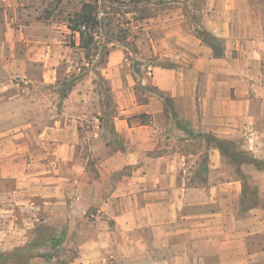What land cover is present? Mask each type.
<instances>
[{
  "label": "crops",
  "instance_id": "0c3cea01",
  "mask_svg": "<svg viewBox=\"0 0 264 264\" xmlns=\"http://www.w3.org/2000/svg\"><path fill=\"white\" fill-rule=\"evenodd\" d=\"M174 3L141 24L169 65L148 64L140 79L156 93L139 100L126 52L109 50L102 73L117 113L107 128L94 117L96 132L83 127L93 106L85 90L60 95L57 64L69 46L50 26L45 35L33 31L44 22L26 26L23 56L0 53L17 67L0 66V253L30 252L0 264H54L47 253L58 236L59 246L76 240L68 264H264V166L242 163L231 176L217 147L195 146L199 137L188 134L236 142L264 161V0H203L201 25L223 40L220 57L188 27L184 3ZM33 62L42 65L28 79L30 98L14 101L4 70L6 79L26 78ZM43 85L48 94L35 98ZM249 181L257 191L247 205ZM40 230L44 243L31 245Z\"/></svg>",
  "mask_w": 264,
  "mask_h": 264
},
{
  "label": "rangeland",
  "instance_id": "374dc122",
  "mask_svg": "<svg viewBox=\"0 0 264 264\" xmlns=\"http://www.w3.org/2000/svg\"><path fill=\"white\" fill-rule=\"evenodd\" d=\"M81 1L92 2L97 7L98 18L101 20V27L98 29L96 35V46L98 49L90 50L88 59L85 58V50L78 46L79 34L77 32L71 34L70 30L66 27L68 14H72L78 10ZM175 1L184 3L188 27L193 31L196 28H202L201 9L203 7V0H138V2L130 0H0V53H4L7 57H12V54L23 56L27 51H31V45L27 44L25 35L31 36L32 32L26 26L35 21L44 22L48 27L33 29V31L39 30L42 33L48 32V30L50 32V26L54 30V33L58 34L60 39L69 46L66 57L57 64L58 84L62 86L59 87L60 95L65 90L73 89L75 85H78L79 91L85 90V99L93 106L87 110L89 112L87 118L88 120L91 119L90 121L92 122L84 121L83 127L85 130L96 132L98 129L94 126L97 124L95 118L101 116L102 124L107 128L110 126L113 116L117 113L113 94L111 91H106L105 89L108 82L104 79L102 69L106 65L107 58L105 55L100 54V49L102 47H106L109 50L113 47H122L124 49L126 52L125 56L130 60L135 72L134 90L139 100L143 101L151 95L150 93H156L151 83L147 87L142 86L140 79L142 76H148V64H167L168 62L159 60L154 54L150 44H147L145 41L146 33L141 29V24L144 21V17L156 14L160 6H172L175 4ZM9 30L11 34L8 35V38L7 31ZM151 35L157 37L159 31L155 30ZM72 41L74 45L71 43ZM111 42L112 44H110ZM1 64H7L9 66L8 70L17 69V67H13L11 61L4 60L0 62V66ZM41 65V62H33L29 65L28 77L26 78L13 74L12 77L6 79L5 76L8 73H6L7 69L4 70L3 77L5 81L15 84V91L19 93L13 99L14 101L23 102L29 100L31 93L26 88L29 89L33 82L28 79L30 77H32V80L39 78ZM10 88L13 91V88ZM46 89L47 86H44L41 90L44 95L41 93L38 96L34 95V97L44 99L45 95L48 94ZM10 92L6 91L5 97L2 98L3 101L8 99V93ZM27 110L23 109L21 115L26 116ZM8 113L5 112L3 116H6ZM145 119L144 117L143 120ZM179 125L182 126L183 124ZM89 134L92 137L91 133ZM202 140L203 138H198L192 144L201 146L203 144ZM90 142L91 140L86 141V144L83 146V156L87 157L88 144ZM234 145L238 147L236 142H234ZM196 160L198 165L207 163V157H200ZM224 160L230 168V175H234L233 168L235 164L226 157H224ZM253 182L249 181L246 186V204H251L254 201L253 198L256 196L257 190ZM43 232L44 230H40L37 233L31 245L44 237ZM76 247V240H71L69 243L66 242V245L56 247L51 257L54 264H68L76 254ZM27 254H30V252H20V250L8 254L0 253V255L4 256L2 262L16 260Z\"/></svg>",
  "mask_w": 264,
  "mask_h": 264
},
{
  "label": "trees",
  "instance_id": "16d2710c",
  "mask_svg": "<svg viewBox=\"0 0 264 264\" xmlns=\"http://www.w3.org/2000/svg\"><path fill=\"white\" fill-rule=\"evenodd\" d=\"M130 1L138 2V0H130ZM66 26L70 30L71 34L75 32L79 34L78 46L85 50V58L88 59L89 51L92 49L93 50L98 49V47L96 46V42H97L96 35L98 29L101 27V20L98 18L97 7L90 1H81L80 8L74 11L72 14H68L66 18ZM194 33L205 44L211 47L214 57H220L223 55L225 44L221 38L214 36L213 34H211L206 29L203 28L194 29ZM71 43L74 45L73 41ZM100 54L105 55L107 58L109 54V49L106 47H102L100 49ZM167 66L169 65L167 64ZM104 79L106 82H108L106 78ZM105 89L106 91H111L109 82L108 85L105 87ZM164 99L167 105H169L170 104L169 98L165 96ZM99 118L101 120V116ZM188 134L191 137L203 138L206 143L212 144L213 146L217 147L221 151L224 157L230 159V161L235 164V167H238L242 163H250L257 167L264 166V161L255 159L254 157L250 156L247 152L239 149V147L234 145L233 141L218 139L211 136L210 134L196 133L191 130L188 131ZM255 197L253 198L254 200ZM41 242L44 243L43 239L38 240L33 244H39ZM61 242H62V237L60 236L52 237L50 239V243H49L50 251L47 253L48 259H51L52 252L56 247H58L61 244ZM26 256L17 258L16 261H24L27 258ZM2 259H4V256L0 255V262H2Z\"/></svg>",
  "mask_w": 264,
  "mask_h": 264
}]
</instances>
